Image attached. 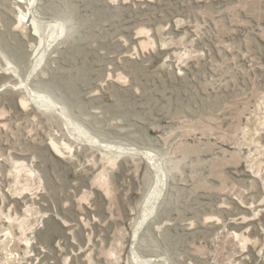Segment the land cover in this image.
<instances>
[{"label":"rangeland","instance_id":"1","mask_svg":"<svg viewBox=\"0 0 264 264\" xmlns=\"http://www.w3.org/2000/svg\"><path fill=\"white\" fill-rule=\"evenodd\" d=\"M0 213V264H264V0H0Z\"/></svg>","mask_w":264,"mask_h":264},{"label":"bare ground","instance_id":"2","mask_svg":"<svg viewBox=\"0 0 264 264\" xmlns=\"http://www.w3.org/2000/svg\"><path fill=\"white\" fill-rule=\"evenodd\" d=\"M22 16L24 17V15H22ZM17 17H18V21L17 22L19 23V21H21L20 14L17 15ZM30 24L32 25V28H31L32 29V35H35V34L36 35H39L40 34L39 32H40L41 28L43 29V27H44L45 30H46V28H48L49 31L46 33L47 35L44 36V38H45L44 40L45 41H44V44H43V46H42V48H41V50L39 52L40 54L38 56H36L34 59H32V61L30 62V65L28 67L29 69H28V71H27V73L25 75V79L22 80V81H20V83H18V85L13 86V88L22 87L24 89V95L26 97V100L27 101H32L35 104V106L38 108V110H40V111L46 112V111H48V110L50 111L52 109V110L56 111V113H58V114H59L58 110L60 112L63 110L66 113V111L61 106L60 107L59 106L57 107L54 104L53 99L50 96H47V95H45L43 93H40V92H38L37 90H35L33 88H29L28 83H27V80H28L30 74L34 70H36L37 66L42 61V59L44 57V54L46 53L45 51H47V49L58 39V36L60 37L62 34H64V32L66 33L67 31H69V27L70 26H69V24L65 20H61V19H58V20L53 19V20L46 21V22L43 23L44 26H42L41 23L39 24L37 21H35L33 19V20H31ZM12 69H13V71L11 70V68H8V70L11 73L14 72L13 74H14V76H16L18 73H15L16 70L14 68H12ZM24 103H25L24 100H21V104H24ZM62 112L59 115H63L64 116L65 113L63 112L64 113L63 114ZM66 124H69V126L71 127V130L74 132L75 135L83 136L84 137V140H86L90 145L91 144H93V145L94 144H98V141L95 138H93L91 136L89 137L87 135H82V134H85V130H84L83 127H81L76 122L74 123L73 121L66 119ZM100 146L102 148H104V149L105 148L106 149H109L110 151L111 150L113 151L114 149L119 150V147L117 148V147H115V145L113 146V145H111L109 143H105V144H102V145L100 144ZM51 147L54 148V149H56L53 144L51 145ZM124 148L125 147H123V149ZM124 150L126 151V149H124ZM140 155H144L146 157V159L148 160V162L150 163V165H152L153 171L152 170L151 171L153 172V179H152V182L150 183V186H149L148 190L145 193V196L143 197V199L140 202V205H139V208H138L139 211H138V214H137V217H136V220L134 222L133 229H132V233H131L132 241H134L136 239L135 237L137 235V232L140 230V228H142L146 224L147 220L151 217V215L155 212V210H157L156 207L158 206V203H162V201H161L162 195H163L162 192L165 189V183H166V179H165V174L166 173H165L164 167H163V165H162L161 160L159 159V157L156 156L151 151H140ZM16 164H17V162H16ZM148 167L151 169L150 166H148ZM15 193H17V192H15ZM24 202L26 203L27 201H24ZM25 206L26 207H24V210H23V214H25V215L24 216L22 215V219H21L22 222H23V220H25L26 215L29 214L28 213V210L30 209L29 206H27V205H25ZM0 215H1V213H0ZM5 217L7 219H9L10 220V223H11L12 217L9 214H6ZM14 222L15 221H13V223ZM20 224H21V222L19 224H17V226L20 225ZM35 225H36V223H35ZM12 227H14V228H12ZM12 227H7L6 229L9 230L7 234H9V236H11V238L15 242V239H16L15 238V234H16L15 233V226L12 225ZM19 229H20V227H19ZM5 230H3V231H5ZM27 230H29V229H27ZM2 235H4V234H2ZM6 238H7V236H6ZM22 241H24V240H22ZM25 241L27 242L26 244H28L27 238H25ZM19 247H20L19 246V242H15V248H19ZM25 247H27V246H25ZM6 255H8V254H6ZM142 262H144V261H142Z\"/></svg>","mask_w":264,"mask_h":264}]
</instances>
